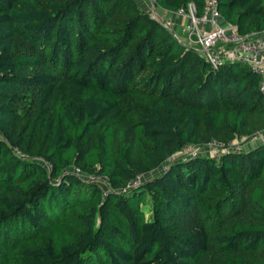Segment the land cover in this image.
<instances>
[{
    "label": "trees",
    "instance_id": "obj_1",
    "mask_svg": "<svg viewBox=\"0 0 264 264\" xmlns=\"http://www.w3.org/2000/svg\"><path fill=\"white\" fill-rule=\"evenodd\" d=\"M219 8L240 34L264 29V0ZM259 84L138 0H0V264H264V145L166 165L264 129Z\"/></svg>",
    "mask_w": 264,
    "mask_h": 264
},
{
    "label": "built area",
    "instance_id": "obj_2",
    "mask_svg": "<svg viewBox=\"0 0 264 264\" xmlns=\"http://www.w3.org/2000/svg\"><path fill=\"white\" fill-rule=\"evenodd\" d=\"M152 1L154 4L156 3V0ZM219 6L220 0H204L201 15H198L196 7L192 4L189 5L187 10L180 9L178 11L179 15L186 17L188 24L185 29V39L176 38L186 47L195 48L198 54L214 70H219L228 64L241 63L248 65L260 77L259 89L264 93V29L240 34L236 26L223 20ZM150 10L148 9L147 12L153 18H156ZM164 25L168 28L165 23ZM257 144L264 145V130L249 136L236 137L230 142L211 141L202 146H187L178 154L169 158L166 165L172 162H187L204 154L219 160L224 155L243 153L249 147ZM13 153L24 160L28 159V156L17 148L13 149ZM46 165L51 168L49 164ZM72 172L84 182L98 183L103 186L108 185L107 181L101 176L86 175L80 169H73ZM144 181L145 176H138L129 182L125 188L121 189L120 193L137 189Z\"/></svg>",
    "mask_w": 264,
    "mask_h": 264
},
{
    "label": "crops",
    "instance_id": "obj_3",
    "mask_svg": "<svg viewBox=\"0 0 264 264\" xmlns=\"http://www.w3.org/2000/svg\"><path fill=\"white\" fill-rule=\"evenodd\" d=\"M138 2L142 6V8L144 7V9L146 8V6L150 5L149 0H138ZM154 5L155 4L153 3L152 4L153 9H154ZM148 9H145V10L147 11ZM197 12H198V15L202 14V10L201 12L197 10ZM156 14L160 17L161 21L168 26V28L175 35V37L185 39L186 37L185 29L188 24V20L186 17L180 16L178 12H171V11H167L163 9H157ZM223 20L226 22L224 17H223Z\"/></svg>",
    "mask_w": 264,
    "mask_h": 264
},
{
    "label": "rangeland",
    "instance_id": "obj_4",
    "mask_svg": "<svg viewBox=\"0 0 264 264\" xmlns=\"http://www.w3.org/2000/svg\"><path fill=\"white\" fill-rule=\"evenodd\" d=\"M149 1H150V5H149V6H146L145 9H148V8L152 9V10L149 9L150 12H151V14H152L153 16H156L157 19L160 18V17L156 14L155 10L153 9V6H152L153 1H152V0H149ZM143 9H144V7H143ZM262 130H264V129H262ZM262 130L256 131L254 134H256V133H258V132H261ZM27 156H28V155H27ZM28 159H30V156H28ZM145 180H146V177H145ZM144 209H145V212H146V214H147V217L150 218L151 213H152V206H151V204L147 205Z\"/></svg>",
    "mask_w": 264,
    "mask_h": 264
},
{
    "label": "water",
    "instance_id": "obj_5",
    "mask_svg": "<svg viewBox=\"0 0 264 264\" xmlns=\"http://www.w3.org/2000/svg\"><path fill=\"white\" fill-rule=\"evenodd\" d=\"M154 8H155V10H156V12H157V7H156V5H154ZM151 176H147V178L146 179H148V178H150Z\"/></svg>",
    "mask_w": 264,
    "mask_h": 264
}]
</instances>
